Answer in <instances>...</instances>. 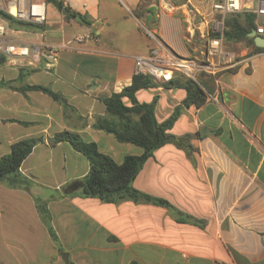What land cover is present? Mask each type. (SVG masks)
Segmentation results:
<instances>
[{
    "label": "crops",
    "instance_id": "crops-1",
    "mask_svg": "<svg viewBox=\"0 0 264 264\" xmlns=\"http://www.w3.org/2000/svg\"><path fill=\"white\" fill-rule=\"evenodd\" d=\"M206 1L65 0L63 10L48 2L44 36L40 29L19 32L21 40L52 44L78 33L91 37L61 49L52 69L45 62L0 63V155L16 141L41 138L20 167L31 187L0 182V264H264V50L224 42L239 63L219 78L199 75L207 100L183 107L170 130L195 135L193 156L168 143L137 174L133 185L167 199L175 212L127 198L108 202L70 194L67 185L88 173L90 161L67 140L51 143L67 130L96 142L118 163L141 154V146L95 127L107 113L104 98L131 84L134 57L150 52L144 25L180 55H197L202 41L192 36L193 27L206 19L221 29ZM257 1L243 0L245 10ZM256 23L264 28V16ZM157 81L136 97L149 102L158 96L155 116L162 122L187 91ZM29 85L46 86L65 103ZM123 101L131 105L130 98Z\"/></svg>",
    "mask_w": 264,
    "mask_h": 264
},
{
    "label": "trees",
    "instance_id": "trees-1",
    "mask_svg": "<svg viewBox=\"0 0 264 264\" xmlns=\"http://www.w3.org/2000/svg\"><path fill=\"white\" fill-rule=\"evenodd\" d=\"M46 1L61 10L67 9L61 0ZM180 1L184 2L185 0ZM5 16L11 23L17 24V21L11 15L5 14ZM256 18L257 14L248 10L228 14L224 18L223 31H213L212 36L223 35L225 43L243 42L248 46H253L255 51L264 50V48L255 45L254 37L249 36L253 29L258 28ZM19 25L38 27V25L24 22H19ZM0 61L4 63L6 59L0 57ZM179 84L186 89V98L183 100L182 105H177L173 113L162 122H159L155 116L158 96H155L149 102H139L136 97V92L139 89L159 85V82L151 75L135 74L131 84L104 98L107 113L96 119L95 127L112 133L121 142H130L143 148L141 154L127 155L122 163L116 162L112 156L101 151L96 142L85 141L77 133L67 130L56 133L51 139L52 144L67 140L77 150L85 154L90 161L88 173L67 185L69 193H77L86 197H98L108 202L127 198L137 203L145 202L162 205L175 212V206L167 199L141 191L133 185V182L145 162L153 156L155 150L165 144L173 143L184 149L190 157L193 156L195 147L192 145L191 140L195 135L193 133L177 135L170 130L181 114L182 108L192 105L200 107L207 100V92L200 81L182 75H176L172 80L164 82L163 85ZM11 87L16 88L12 85ZM28 87L43 90L54 99L65 103V98L60 93L46 86L29 85ZM124 97L130 98L131 105L124 103ZM40 140L41 138L34 137L21 139L12 144L8 154L0 155V182L5 183L10 188L28 189L31 187L33 180L24 175L20 167L35 144ZM39 209L43 220L49 225L52 237L57 240V235L50 225L49 214L40 204ZM194 220L203 225V221ZM68 264H73V262L68 261ZM132 264L137 263L133 262Z\"/></svg>",
    "mask_w": 264,
    "mask_h": 264
},
{
    "label": "built area",
    "instance_id": "built-area-1",
    "mask_svg": "<svg viewBox=\"0 0 264 264\" xmlns=\"http://www.w3.org/2000/svg\"><path fill=\"white\" fill-rule=\"evenodd\" d=\"M66 5L65 0H61ZM257 6L250 10L257 16H264V0H258ZM211 8L214 14L220 16L221 29L214 25L204 24L206 19L201 20L192 29V36L200 37L202 49L197 55L182 56L172 47L166 44L156 30L146 28V33L152 41L151 50L146 55H136L135 73L148 74L152 77L168 82L176 75L199 81L202 73L211 74L219 78V74L235 67L238 55L224 46L223 35L212 36L213 31H223L224 18L231 13L245 10L243 0H211ZM5 14H9L17 21L11 23ZM48 21V2L46 0H0V57L6 59V55L13 59L6 62L17 64L21 61L22 67H36L45 62L47 69L55 67L59 52L63 48H69L74 44H80L91 37L89 33H78L72 39L52 44L45 39L41 41H26L19 38L22 30L40 29ZM19 22L38 25L21 26ZM257 32L264 34V28L258 27ZM19 59V60H18Z\"/></svg>",
    "mask_w": 264,
    "mask_h": 264
},
{
    "label": "water",
    "instance_id": "water-1",
    "mask_svg": "<svg viewBox=\"0 0 264 264\" xmlns=\"http://www.w3.org/2000/svg\"><path fill=\"white\" fill-rule=\"evenodd\" d=\"M249 36L254 37V43L256 46L264 48V34L257 33V30L253 29L249 33Z\"/></svg>",
    "mask_w": 264,
    "mask_h": 264
},
{
    "label": "rangeland",
    "instance_id": "rangeland-1",
    "mask_svg": "<svg viewBox=\"0 0 264 264\" xmlns=\"http://www.w3.org/2000/svg\"><path fill=\"white\" fill-rule=\"evenodd\" d=\"M204 3H206L207 1L206 0H202ZM146 28H149V27H146V25H144V29H145V31H146ZM10 59H13V56H11V55H6V60L7 61H9ZM19 60V59H18ZM18 63H19V61H18ZM154 79H156V78H154ZM157 80H159V79H157Z\"/></svg>",
    "mask_w": 264,
    "mask_h": 264
}]
</instances>
